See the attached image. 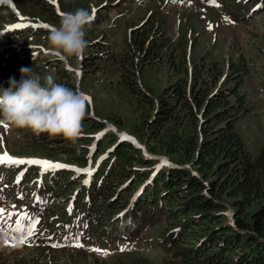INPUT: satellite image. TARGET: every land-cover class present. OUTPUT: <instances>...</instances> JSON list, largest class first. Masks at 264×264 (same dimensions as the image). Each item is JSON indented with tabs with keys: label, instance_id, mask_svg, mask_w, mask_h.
Returning <instances> with one entry per match:
<instances>
[{
	"label": "trees",
	"instance_id": "16d2710c",
	"mask_svg": "<svg viewBox=\"0 0 264 264\" xmlns=\"http://www.w3.org/2000/svg\"><path fill=\"white\" fill-rule=\"evenodd\" d=\"M32 1L33 4H38L36 10L49 15L50 19V15H58L50 2ZM226 1L223 0V5ZM41 2L51 7L45 8ZM227 2L230 15L236 12L234 18L243 20L244 18L239 16L246 13L244 4L234 3V0ZM26 5L34 7L30 0ZM262 6L264 0H259L253 6V12L255 7L258 9ZM10 15L15 19L14 13L10 12ZM97 16L90 25L100 21ZM62 17L63 15H59L58 18L61 20ZM60 20L56 22L59 23ZM144 25L145 30H132L133 40L128 43L133 42L130 45L136 48L139 55L158 58L166 45L159 42L148 48L151 38L156 40L153 34L157 26L151 27L150 21H146L142 26ZM30 29L5 31L0 35V59L9 66L5 71H0V76L7 75L6 78L10 76L19 80L21 67H29L41 77L51 75L54 82L77 88L74 79H67L69 71L55 55H43L44 51L37 47H34L35 53L29 55L28 50L24 49L20 43L24 34L25 37L29 35V38L45 35L37 39V42H40L46 40L51 31L44 28H39L40 31ZM85 29L87 47L80 67V73H84L83 79L98 73L100 65L94 63V53L100 52L102 63L99 64L105 62L104 51H101L99 42L92 43L93 33L87 31V27ZM11 42L22 47L13 49ZM180 48L181 78L173 85L168 84L159 93L146 91L148 95H145L139 86V75H143L146 66L138 70L134 61H124L122 68L119 57L112 59L113 65L121 73L114 92L110 85L106 86V91L117 97L120 95L117 89L125 85L128 93L134 92L138 95L135 106L142 101L145 103V109H141L143 119L138 131L142 134L141 139L147 152L109 133L101 138L100 143L102 145L104 141L103 145H113L112 150L96 163L95 172L88 185L84 186L79 182V186H75L72 172L63 170L61 182L65 185V190L72 186L75 190L71 193L76 192L67 197L75 199L74 213L68 214L63 208V217L67 224L60 226L61 234H66L71 225L74 227L70 220L76 219L77 223L86 225V236L81 239V243L82 240L96 239L98 241L95 242L100 247L115 248L116 242L134 241L145 227L160 224V239L154 244L166 256L161 259L162 264H264V143L256 156H252L246 139L237 129L238 121L249 115L252 108L243 90L246 72L233 63L225 66L222 72V69L214 66L213 61H195L190 51L186 61V58H183L185 46ZM40 52L43 54L32 58V55H38ZM13 65L16 66L12 67ZM204 73L210 76L206 79L202 76ZM83 91L86 89L83 88ZM86 122L90 126L86 125V128L82 129L83 134L76 142L61 137L50 139L45 135L38 138L24 130L25 136L33 140L22 143V140L18 139L11 144L12 153L37 155L31 145L46 138L47 143H66L68 148L64 153L75 161L81 160L86 164L88 143L94 137L88 132L101 131L105 126L102 121L89 116L87 102L83 123ZM118 124L115 122V125ZM77 150L80 153H77ZM40 154L42 155L41 151ZM160 157H166L168 164L158 166L162 162ZM28 170L30 175H37L35 170L39 171L35 166ZM58 174L57 171L46 173L43 189L45 193L55 191L59 183ZM25 190L29 191L24 187L18 195ZM48 202L49 209L54 202ZM229 211L232 213L231 221L224 215ZM119 221L125 225V232L118 231L116 225ZM57 223L58 221H55L51 225ZM106 223L113 225L107 238ZM52 235L53 240L42 242L44 249L72 253L67 260L55 264H88L87 261H82V252L76 250L80 247L74 246L75 244L53 247L60 244V235ZM120 249L111 251V254L114 256ZM118 256L126 258L130 264H152L135 251L118 253Z\"/></svg>",
	"mask_w": 264,
	"mask_h": 264
},
{
	"label": "rangeland",
	"instance_id": "374dc122",
	"mask_svg": "<svg viewBox=\"0 0 264 264\" xmlns=\"http://www.w3.org/2000/svg\"><path fill=\"white\" fill-rule=\"evenodd\" d=\"M10 1L16 9V12H14L15 19L10 15L9 9L0 6V31L6 29L5 27L10 24L19 22L18 18L23 23L31 22V27H34L32 28L34 31L41 30L35 28L41 26L39 24L41 20V22L49 23L46 24L49 26L59 25L56 22L60 20L58 18L59 15H50L52 18L50 19L49 15L36 10L38 4H33L32 0H30L34 6L32 8L26 5L29 0ZM227 1L223 5V0H56L55 2H58V9L56 11L63 13V15L65 11L74 12L78 8H85L92 16L93 8H95V17L98 15L97 17L100 18V21H97L96 24L86 26L88 28L87 31L93 33V36L90 35L92 43L99 42L98 45H100L101 51H104L105 62L103 64H99V62L102 63L100 52L96 51L97 53L93 54V57H95L93 59L94 63L100 65L98 73L93 76L89 75L83 79L84 73H80L83 57L79 59L73 57L67 63L62 61V66L69 71L67 79L70 81L74 79L77 88L91 98L92 103L89 104V116L94 120L102 121L105 126L101 131L94 132L93 130V132H88L92 133L93 136L98 135L99 138H96L97 141L95 143H88L86 164L81 160L79 162L75 161L70 155L64 153L68 148L66 143L60 141H48L50 143H47L46 138L31 145V148L34 149L33 151H37L38 154L31 155L34 157L30 158L48 161L52 164L67 165V168L71 169L75 173V176L79 178L84 174L86 175V172L83 170L91 171L96 161L102 160L108 155L104 152L108 148L110 149L111 145H103L104 141L101 145L100 141L102 137L109 135V133L121 139L127 137L128 139L125 140L135 146L139 145L144 152H147L145 144L141 139L142 134L138 131L143 119L141 109H145V103L139 100L141 103L135 106L138 95L134 92L128 93L125 85L117 89L120 93L117 97L106 91V86L110 85L114 92L113 89L117 85V79L121 73L113 65L112 59L119 57L122 68L124 61H134L135 68L138 70L146 66L143 75H139V79L141 80L140 89L145 95H148L146 91L159 93L161 89L168 84L173 85L182 76L179 69L180 46H185L183 58H186V61H188V52L190 51L191 57L195 61H203L204 59L208 62L213 61L214 66L219 70L222 69V72L225 70L224 67L228 66V64L231 65V63L241 67L246 72L243 90L252 108L249 115L238 121L237 129L240 130L246 139L250 154L256 156L260 146L264 143V6L258 9L255 7V12H253V6L259 0H240V2L234 0V3H243L246 8V13L239 16L244 19L239 20L234 18L236 12L230 15ZM41 3L45 8L51 7L46 3ZM146 21H150L151 27L157 26L153 34L156 40L151 38V44L147 47L154 46L159 42L166 45L158 58H154L151 55L141 56L136 52V48L130 45L133 42L128 43L133 40L132 30L135 28L139 31L145 30L146 25H142ZM23 29L31 30L30 28ZM95 35H98V37ZM101 35H105V37ZM44 36L34 35L33 38H29V35L25 37L24 34L23 37L21 36L22 38H19L21 45L24 46L25 50H28L29 55H31L30 53H35L36 49L34 47L44 51V54L40 52L38 55H32V58H36L40 54L54 55L49 50L47 39L37 42V39ZM10 44L13 49H16L15 47H22L13 42ZM23 57L25 56L23 55ZM56 64L60 65L59 63ZM14 66L16 65L12 67ZM8 67L4 60L0 59V71H5ZM85 68L88 71L87 66ZM102 68L105 70H101ZM77 72L80 73L79 76L76 75ZM63 76L65 77L64 74ZM202 76L207 79L210 75L204 73ZM6 77L7 75L5 77L0 76V84L7 85L10 76H8L9 78ZM96 78L97 80L95 81ZM81 79L83 80L81 81ZM83 88L87 92L83 91ZM115 122L119 124L115 125ZM88 124L87 122L83 123L82 129H85V126ZM25 132L20 129H5L3 125H0V155L7 153L16 159H19V156H30L19 155L18 153L20 152L12 153L11 144H14L18 139L22 140V143H29L33 140L31 137L25 136ZM56 138L59 139L60 137ZM132 141H135V143ZM78 144L81 147L80 143ZM71 147L75 148L76 146ZM8 152H11V154ZM77 153H80V151L77 150ZM160 160L168 161L166 157H160ZM0 166L5 167L4 169L0 168V205H5L6 208L4 210L6 212L13 213L12 210H14L15 214H18L25 210L35 218V236L30 239L31 242L28 246H6L4 237L0 234V264H55L67 260L72 256L70 251H50L44 249L42 247V240H40L43 236V231L55 233V237L60 235L58 247L76 245L77 243L82 245V247L76 248V250L82 252L81 259L82 261H87L88 264H130L126 258L118 256V253L132 251L138 252L152 264H162L161 259L166 256L155 245V242L160 239V228L162 225L151 224L144 228L138 239L127 243L116 242L115 248L110 246L100 247L95 242L96 239L93 241L82 240L81 243V239H84L87 231L86 225L77 223L78 220H70V223L74 224V227L71 225V229L66 234H61L58 223L54 226L51 225L55 221H58L60 224H67L66 219L63 217V207L69 205L67 202L69 198L67 197L75 190V188L72 189V186L65 190V185L61 182V172L63 170L57 171L59 172L57 176V182L59 183L55 191L45 193L43 189L46 172L41 170V174L30 175L28 170L33 166L40 169L39 166ZM22 167H25L22 172L23 180L17 183L18 176H21L17 170ZM73 169H80L82 171L78 173ZM35 172L38 171L35 170ZM80 180V178L78 180L75 179V186H79ZM14 183L17 186H13ZM24 187L25 189H29L28 192L24 191L27 194L24 193L23 197L15 200L17 188L23 189ZM35 191L38 194V191H40L42 198L39 197L37 202H32L31 200ZM49 200L54 203L48 209ZM74 211L75 208H73L72 213ZM36 221L39 222L36 223ZM77 224L79 227H77ZM112 226V223H106V238ZM116 227L118 231H126L122 221H119ZM162 229L166 231L165 227ZM93 249H100L101 251L97 252ZM116 249L120 250L116 252L115 258V255L113 256L111 251ZM75 259L78 260V258Z\"/></svg>",
	"mask_w": 264,
	"mask_h": 264
},
{
	"label": "clouds",
	"instance_id": "9594fccd",
	"mask_svg": "<svg viewBox=\"0 0 264 264\" xmlns=\"http://www.w3.org/2000/svg\"><path fill=\"white\" fill-rule=\"evenodd\" d=\"M0 6H10V0H0ZM91 22L85 8L66 12L48 34L49 50L65 63L81 58L87 47L85 27ZM85 95L79 88L54 82L51 75L41 77L32 68L21 67L19 80L10 77L7 86L0 84V125L29 131L38 138L45 135L76 142L86 116Z\"/></svg>",
	"mask_w": 264,
	"mask_h": 264
},
{
	"label": "snow or ice",
	"instance_id": "6c2138e0",
	"mask_svg": "<svg viewBox=\"0 0 264 264\" xmlns=\"http://www.w3.org/2000/svg\"><path fill=\"white\" fill-rule=\"evenodd\" d=\"M51 2V0H50ZM95 8H93V15L91 16V19L93 20L95 18ZM227 19V18H226ZM31 25H25V24H16L14 25V29H22V28H25V27H30ZM40 27L44 28V29H49V25H41ZM11 30V29H10ZM52 30V28L50 29ZM71 70V69H69ZM77 76L80 75L79 72L76 73ZM84 100L88 103V104H91L92 103V100L90 97H88L87 95L84 96ZM3 127L5 129L8 128L7 125H3ZM99 137H97L98 139ZM125 139H128L127 137H125ZM133 143H135V141H132ZM137 147H139V145H137ZM39 165L43 171H48V170H54V169H60V168H65V167H68L67 165H62V164H52L51 162H48V161H42V160H36V159H30V160H23V159H16V158H13L11 156H9L7 153H4L3 155H0V165H5L7 167H14V166H19V165ZM168 162L165 160V161H162L161 162V166H164V165H167ZM74 171L76 172H80L82 170L80 169H73ZM86 172V174L88 176L91 175V171L90 170H83ZM23 175V173H21V176ZM195 175V173H194ZM19 182V180L17 181V183ZM85 183H87V181H85ZM4 209H0V215H3L4 213ZM121 215H123V213H121ZM224 215L228 216L229 217V221H231V216H232V213L229 211V212H226L224 213ZM10 218V217H9ZM39 221H36V223H38ZM17 232H20L22 233V229L19 228V225L17 226V229H16ZM0 234H3L5 236H7V233H4L2 232V230H0ZM34 234V227H30L28 229V236L30 237L31 235ZM13 240L15 239V237L12 238ZM27 242V238L21 234L20 237H19V240H18V243L20 244H24ZM4 243L6 246H12V247H15L16 244L15 243H11L10 240L8 239H5L4 240ZM59 245H53V247H58ZM76 247H82V245H80L79 243H77L76 245H74ZM94 251H101L100 249H93ZM123 250V249H121Z\"/></svg>",
	"mask_w": 264,
	"mask_h": 264
}]
</instances>
